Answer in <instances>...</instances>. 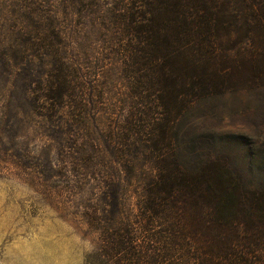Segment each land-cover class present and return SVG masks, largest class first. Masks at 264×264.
Returning a JSON list of instances; mask_svg holds the SVG:
<instances>
[{
  "label": "rangeland",
  "instance_id": "1",
  "mask_svg": "<svg viewBox=\"0 0 264 264\" xmlns=\"http://www.w3.org/2000/svg\"><path fill=\"white\" fill-rule=\"evenodd\" d=\"M128 2L0 0V264H116L104 215L138 229L154 170L133 117ZM175 129L185 167L220 148L248 165L264 149V90L199 100Z\"/></svg>",
  "mask_w": 264,
  "mask_h": 264
},
{
  "label": "trees",
  "instance_id": "2",
  "mask_svg": "<svg viewBox=\"0 0 264 264\" xmlns=\"http://www.w3.org/2000/svg\"><path fill=\"white\" fill-rule=\"evenodd\" d=\"M128 1L127 52L140 97L133 117L154 176L138 229L112 227V211L103 217L110 225L96 229L110 230L104 239L114 241L116 264H264V149L248 165L220 148L185 167L175 129L199 100L264 90V0Z\"/></svg>",
  "mask_w": 264,
  "mask_h": 264
}]
</instances>
